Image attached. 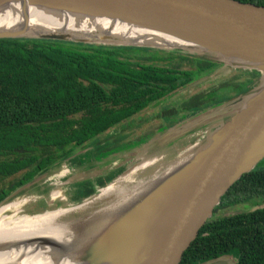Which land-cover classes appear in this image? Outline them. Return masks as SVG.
<instances>
[{
    "label": "water",
    "instance_id": "obj_1",
    "mask_svg": "<svg viewBox=\"0 0 264 264\" xmlns=\"http://www.w3.org/2000/svg\"><path fill=\"white\" fill-rule=\"evenodd\" d=\"M24 1L84 19H115L147 30L151 37L169 36L178 44L166 45L149 36L129 41L70 33L29 34L23 28L0 31V38L177 49L225 66L260 72L258 84L242 94L184 113L172 125L163 124L152 134L96 155L73 152L44 167L0 200V205L13 201L20 216L40 220L55 215L57 220L71 224L76 237L70 253L78 254L76 261L177 264L180 253L212 215L220 197L264 157V6L239 0ZM229 108L234 109L224 114ZM74 157L80 158L81 164L72 167L69 160ZM98 176L101 183L96 181ZM147 180L154 182L131 206L111 216L96 214L120 195L103 198L102 192H124L130 184ZM86 181L91 191L83 193L80 184ZM87 201L92 203L79 207ZM235 263L233 254L227 253L196 264Z\"/></svg>",
    "mask_w": 264,
    "mask_h": 264
},
{
    "label": "trees",
    "instance_id": "obj_2",
    "mask_svg": "<svg viewBox=\"0 0 264 264\" xmlns=\"http://www.w3.org/2000/svg\"><path fill=\"white\" fill-rule=\"evenodd\" d=\"M239 1L264 6V0ZM228 69L242 70L243 80L234 76L212 93H199L195 98L205 99L196 105L200 108L250 90L260 72L177 49L0 38V182L8 185L0 187V200L44 167L99 141L112 127L120 131L107 135L109 145L133 139L123 134L133 113L188 82L210 81ZM252 198V209L207 218L177 264L227 253L235 264H264V204L259 206L264 203V165L243 173L212 211Z\"/></svg>",
    "mask_w": 264,
    "mask_h": 264
},
{
    "label": "bare ground",
    "instance_id": "obj_3",
    "mask_svg": "<svg viewBox=\"0 0 264 264\" xmlns=\"http://www.w3.org/2000/svg\"><path fill=\"white\" fill-rule=\"evenodd\" d=\"M21 28L29 34L58 33L89 38L93 35L103 37L139 41L149 36L166 45L178 43L169 36L151 37L149 31L135 28L133 25L104 17H88L84 19L76 14L61 10H47L24 0H6L0 2V31H18ZM171 168V167H170ZM154 181L130 184L124 192L104 191L103 198L119 193L115 201H111L96 214L111 216L131 206L140 197L146 186ZM91 201L79 207H87ZM14 202L0 205V264H85L76 261L74 250L76 232L68 222L59 221L55 215H48L36 220L30 216H20Z\"/></svg>",
    "mask_w": 264,
    "mask_h": 264
},
{
    "label": "flooded vegetation",
    "instance_id": "obj_4",
    "mask_svg": "<svg viewBox=\"0 0 264 264\" xmlns=\"http://www.w3.org/2000/svg\"><path fill=\"white\" fill-rule=\"evenodd\" d=\"M228 67H231V66H228ZM218 69H221V66ZM234 76L239 81L243 80V78H244L243 71L242 70L235 71V69H228V73H226L225 75H220V76H218L215 79H212L210 81H208V79H207V81L202 82L205 79H204V77H200V78H198L192 82H188L187 84H185L184 86H181L180 88H178L176 90H172L170 93L167 94V96H163V97L159 98L158 100H156L155 102H153L152 106H154L158 101L164 99L165 102L161 103L160 107H156L155 109H152L151 108L152 106H149L150 105L149 104L146 107L141 108L139 111L133 113L128 118V119H131V123H129L128 121L126 123V124H129V125L131 124V125L129 128L127 127L123 131L124 136L125 135H130V136L145 135V134L149 133L150 131H152L154 128L161 126L163 124V122L164 123L171 122V118L174 115H176L178 112H182V111H185L187 109L195 108L198 103L205 100L204 98H200V99L195 98L198 96L199 93H204V94L212 93L218 89L216 87L219 84L225 82L229 78L234 79ZM196 81H198L199 84H202V85H204L205 83H208V84L206 85V87L201 88L202 85H200V86L196 85V84H198V83H195ZM191 83H193L195 85L194 86L190 85ZM186 86H188V88ZM184 87H186V90H184L183 92H180V94H178L176 97H171L177 91L184 89ZM211 89H212V91H211ZM195 90H197V91H195ZM215 93H217V92H215ZM215 93H213V94H215ZM165 97H168V98H165ZM141 111H145V112H143L145 114H141L140 115L141 118L139 120L136 117L137 116L136 113L141 112ZM119 131H120L119 127L115 126V127H112L110 129L104 131L103 135L119 136ZM5 181L6 180H3L0 182V187L2 189H4L5 187L6 188L8 187V185L5 183ZM0 193H1V191H0ZM249 201L255 202L254 198L247 200V201H244V204L245 203L246 204L241 209L245 210L246 206L248 205L247 203ZM240 203H242V202H240ZM236 204H238V203L226 205V206H220L215 211H212V215L217 216V215L221 214V213L218 214V211H220V210L222 211L225 208L235 206ZM238 210H240V209H238Z\"/></svg>",
    "mask_w": 264,
    "mask_h": 264
},
{
    "label": "crops",
    "instance_id": "obj_5",
    "mask_svg": "<svg viewBox=\"0 0 264 264\" xmlns=\"http://www.w3.org/2000/svg\"><path fill=\"white\" fill-rule=\"evenodd\" d=\"M169 123H170V122H169ZM169 123H164V122H163V124H169ZM163 124H162V125H163ZM162 125H161V126H162ZM161 126L156 127V128H154L152 131H150L149 133H147V134H145V135H140V136H146V135L152 134L156 129L160 128ZM102 136H103L104 138H101L99 141H96L94 144L91 142L90 144L86 145L85 147L76 148V149L74 150V153L81 152V153H83L84 156H87L89 153H92L93 155H96V154L100 153L101 151L108 150V149H110V148H113V147H115V146H118V145H120V144H123V143H125V142L130 141V140L128 139L127 141H123V142H121V143H119V144H116V145H114V144H113V145H109V144L111 143V139H108V141H106V139H107L108 136H107V135H103V134H102ZM140 136H135L133 139H135V138H137V137H140ZM131 140H132V139H131ZM97 142H98V143H97ZM87 147H89L90 150H87V149H86ZM69 163H70V165H71L72 167H73V166H78V165L81 164V159L78 158V157H74L73 159L69 160ZM108 176H109V175H108ZM109 178H110V176H109ZM96 181H97L98 183H101V182H100V177H99V176L96 177ZM85 185H87V187H85ZM88 185H90L89 181H86L84 185H83V184H80V186L83 187V190H82L83 193H88V192L91 191V188H89L90 186L88 187Z\"/></svg>",
    "mask_w": 264,
    "mask_h": 264
},
{
    "label": "rangeland",
    "instance_id": "obj_6",
    "mask_svg": "<svg viewBox=\"0 0 264 264\" xmlns=\"http://www.w3.org/2000/svg\"><path fill=\"white\" fill-rule=\"evenodd\" d=\"M208 83H205L204 85H202V87L201 88H204V87H206V85H207ZM195 91H197V90H195ZM178 94H180V90L179 91H177L174 95H172L171 97H176ZM167 96V95H166ZM165 98H168V97H165ZM163 102H165V100L164 99H162V100H160V101H158L154 106H152V104H150L149 106H152L151 108L152 109H155L156 107H160V105H161V103H163ZM196 109H199L200 107H195ZM187 109V108H186ZM233 109L234 108H229V109H227V110H225V112H224V114H226V113H229V112H232L233 111ZM185 110V109H184ZM192 109H187V110H185V111H182V112H178L176 115H174L172 118H171V125L173 124V123H175L176 121H179L181 118H183V114L185 113H188V112H190ZM208 111V110H207ZM143 112H145V111H141V112H138V113H136V117L140 120V115L141 114H145V113H143ZM226 117V116H225ZM225 117H223V118H225ZM128 122L129 123H131V119H128ZM125 123H127V122H125ZM213 125H215V123H213ZM102 138H104L103 136H102ZM108 138V137H107ZM110 139V138H109ZM97 140H94L92 143L94 144L95 142H96ZM106 141H108V139H106ZM98 143V142H97ZM264 165V157L262 158V159H260L257 163H256V166H263ZM10 192V191H9ZM246 204V203H245ZM245 204H244V202H242V203H238V204H236L235 206H232V207H229V208H225V209H223L222 211L220 210V211H218V214L219 213H221V212H234V211H236V210H238V209H241L242 207H244L245 206ZM264 203H261V204H259V206L260 205H263ZM255 207V203L254 202H248V205L246 206V208H254ZM245 208V209H246Z\"/></svg>",
    "mask_w": 264,
    "mask_h": 264
}]
</instances>
